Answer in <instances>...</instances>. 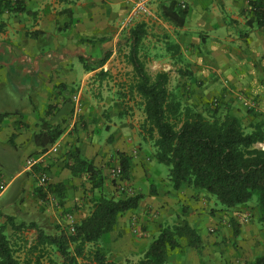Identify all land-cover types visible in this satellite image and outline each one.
Here are the masks:
<instances>
[{
	"label": "crops",
	"instance_id": "1",
	"mask_svg": "<svg viewBox=\"0 0 264 264\" xmlns=\"http://www.w3.org/2000/svg\"><path fill=\"white\" fill-rule=\"evenodd\" d=\"M138 1L26 0L24 10H6L0 17V147L5 153L25 150L24 168L12 179L4 176L0 163V210L20 222L43 226L48 220L70 227L90 213L93 192L86 174L74 176L66 167L67 152L79 147L82 156L102 167L108 156L122 151L130 157L132 188L144 197L100 241L110 259L144 254L161 223L187 222L200 232L204 249L185 246L183 239L184 246L172 251L166 264H251L264 254V224L256 202L225 210L206 191L188 185L175 189L148 146L135 145L134 131L142 134L145 118L144 113L133 115L135 100L103 98L97 87L120 81L128 87L133 82L128 36L132 26L145 20L149 34L139 54L145 59L152 52L148 44L160 40L161 55L167 59L156 61V66L177 71L185 85L179 94L190 91V105L206 112L223 102L226 111L243 120L248 101L264 121V23L248 22L255 20L251 0H175L189 9L181 27L161 18L164 0H150L151 14L134 15ZM124 72L129 74L118 79ZM76 88L80 95L84 88L89 91L82 126L70 106ZM43 119L64 130L46 152L34 140ZM104 132L114 134V141H103ZM30 157L39 159L31 169L26 165ZM38 165L48 172L49 183L65 184L64 196H38ZM21 172L18 194L6 199ZM136 228L134 243L129 239ZM140 241L144 245L139 246Z\"/></svg>",
	"mask_w": 264,
	"mask_h": 264
},
{
	"label": "trees",
	"instance_id": "2",
	"mask_svg": "<svg viewBox=\"0 0 264 264\" xmlns=\"http://www.w3.org/2000/svg\"><path fill=\"white\" fill-rule=\"evenodd\" d=\"M25 1L0 0V17L6 10H24ZM250 4L255 20L248 22L263 25L264 0H251ZM159 9L161 18L175 26L181 27L187 21L188 6L183 7L175 0H164ZM148 34L145 20L130 29L128 58L134 66V79L128 86V95L143 110L145 118L140 128L144 139L152 142L157 161L170 167L169 176L175 189L188 185L206 191L222 209H232L255 199L259 220L264 224V148L257 146L264 142V121L252 112L254 120L247 130L242 119L230 110L221 115L220 105L211 107L210 104L204 112L186 104L179 92L170 88L168 71H159L155 76L147 71L139 53ZM108 57L109 53L99 63L104 64ZM63 132L61 125L43 119L34 140L46 152ZM117 155L121 175L130 180V157L122 151H117ZM65 164L72 175L89 177L92 192L98 190L92 197L90 213L73 224V230L59 228L58 232L49 233L35 221L18 222L15 216L0 210V264H166L171 252L184 246L183 239L185 246L198 252L204 249L200 232L184 222L163 226L137 262L110 259L100 241L114 231L121 216L139 206L144 196L132 193L115 198L105 194L103 169L82 156L79 147L67 152ZM34 169L42 170L39 165ZM64 188L62 182L48 183L47 190L60 197L65 195ZM36 192L41 199L48 198L42 187L38 186ZM251 264H264V254L258 255Z\"/></svg>",
	"mask_w": 264,
	"mask_h": 264
},
{
	"label": "rangeland",
	"instance_id": "3",
	"mask_svg": "<svg viewBox=\"0 0 264 264\" xmlns=\"http://www.w3.org/2000/svg\"><path fill=\"white\" fill-rule=\"evenodd\" d=\"M144 47V45L142 46ZM148 47L151 49L152 52H150L149 56H145V65H146V69L147 71L155 76L159 71L162 70L163 67H157L156 66V61H161L162 63H166L164 59V57L161 55L162 53V46L160 44V40L159 41H155V42H151L150 44H148ZM161 69V70H160ZM179 73V72H178ZM127 74H129L128 72H124L123 75L117 76L118 79H123L125 76H127ZM123 83L120 81L119 83H113V84H102L100 86H98L97 88H99L100 92H101V96H103V98H107L108 96H111L112 98H118L120 99L121 97H125L128 98V102L135 100L134 104V109L135 111L133 112V115H137L138 118L139 116H141L143 114V110L141 108V106L137 103L138 101H136V99H130L129 95H128V87L122 85ZM170 88H172L173 90H177L178 92L181 91V89L183 90L182 86V80L179 79V74H177L176 70L170 69ZM78 88H76V91H72L71 94L73 93V95L70 97L71 100V109L77 113V122L80 123V126H82L84 124V120L81 118L82 114L85 112V106L87 105L85 102L87 101V98L85 97L89 91L88 89L84 88L83 93H81V95L79 94ZM190 91H188L187 89L185 90V93H187V96L182 95V100L186 103H188V98H190V96H188V93ZM187 97V99L185 98ZM121 100V99H120ZM73 101V103H72ZM251 103H247L245 104V115H244V119L242 120L246 129L250 130L251 126L250 124L253 122L254 118H249L248 115L252 114L253 115V109L252 108ZM190 105V104H189ZM220 105L221 109H220V114L224 115V113L226 112V106L225 103H221L218 104ZM125 106H130V104ZM211 107H215V106H211ZM56 107H54L53 109H55ZM250 108V109H249ZM207 109V108H206ZM133 110V107L132 109ZM257 114V113H256ZM142 119L139 120V122ZM138 124V123H137ZM142 124V123H141ZM135 125H132V127H134ZM139 129V128H138ZM134 136H135V145H142L145 144L148 146V149L153 152L155 151V148L152 144L151 141H147L146 139H144L143 135L137 130L134 131ZM115 135H108L106 132H104V136H103V141L110 143L111 141H114ZM109 141V142H108ZM257 146L259 147H263L264 148V142L263 143H257ZM1 148V147H0ZM8 148V147H7ZM11 148V147H10ZM25 157V150L21 147H18L16 149H10V151H7L6 153L2 150V148L0 149V163H2V167L4 169L3 173L4 176L7 179H12L18 172H20L21 170H23L24 168V162L23 159ZM106 163L104 164L105 166H102L101 168L103 169L104 174L106 175V185L103 188V191L105 194H107L110 197H115V198H119V197H124L127 195H131L132 193L136 194L138 192L134 191L132 188V183H131V179L127 180L125 178H123L122 175L120 176H114L112 171L113 169L118 166V155L113 153L112 156H108L106 159ZM104 162V161H103ZM164 174L167 175L169 178V172H170V167L166 164L161 163ZM99 167V166H98ZM24 173L21 172L20 176H17L15 178V180L13 181V185L11 187V189L8 191V193L6 194L5 198H11L12 196H15L16 194H18L19 189L24 181ZM165 179V178H164ZM86 180H82L81 183L82 185H85ZM89 189H87L86 191H88ZM90 191V190H89ZM98 190L93 191V196H95V194H97ZM89 198V195H88ZM210 200H213V202L215 203V205L220 206L217 202L214 196H209ZM251 203L256 202L255 199H252L250 201ZM47 203V202H46ZM56 206V205H55ZM255 205H253V209H254ZM90 208V207H89ZM215 208V207H214ZM216 210V209H214ZM18 221V220H17ZM20 222V221H18ZM43 226L45 227L46 231L49 233H56L58 232L59 228H68L66 225H60L59 223H50L48 222V220H43ZM175 222V221H172ZM176 223V222H175ZM60 226V227H57ZM161 225H167V226H175L177 224H171V222H167V223H161ZM142 226V225H141ZM140 226V230H142V237L144 236L145 230H143V227ZM138 229L136 228L135 230H132V236L130 237L129 241L134 242L136 241L135 237L136 233H138ZM107 235V234H106ZM104 239V237H103ZM186 241V240H184ZM139 246L144 245L141 241L138 243ZM108 253V252H107ZM119 255H122L121 253H119ZM142 255H135V254H126L120 257L115 258L114 260L117 261H126V260H130L132 262H137L138 260L141 259ZM113 259V258H112Z\"/></svg>",
	"mask_w": 264,
	"mask_h": 264
},
{
	"label": "built area",
	"instance_id": "4",
	"mask_svg": "<svg viewBox=\"0 0 264 264\" xmlns=\"http://www.w3.org/2000/svg\"><path fill=\"white\" fill-rule=\"evenodd\" d=\"M181 4L183 7L187 6L185 3H181ZM151 12L152 11L150 8V0H140L138 2H135L132 14L143 15V14H151ZM38 163H39L38 158L30 157L27 160L26 165L29 169H31ZM121 171H122L121 166L118 165L113 169L112 173L114 176H120ZM38 182H39V186L42 187L44 189V191L48 193L47 197L51 198V200H54L56 197L53 194L49 193V191L47 190L48 183H49V176H48L47 171H45V170L40 171V173L38 175ZM70 227L72 230L74 229L73 224L70 225Z\"/></svg>",
	"mask_w": 264,
	"mask_h": 264
}]
</instances>
